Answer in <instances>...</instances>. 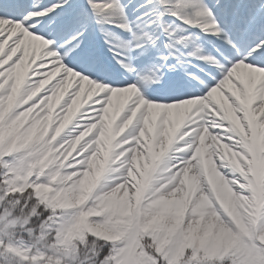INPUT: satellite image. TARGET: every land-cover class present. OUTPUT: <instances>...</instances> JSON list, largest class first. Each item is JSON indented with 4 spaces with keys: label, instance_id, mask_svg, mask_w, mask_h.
I'll list each match as a JSON object with an SVG mask.
<instances>
[{
    "label": "snow or ice",
    "instance_id": "1",
    "mask_svg": "<svg viewBox=\"0 0 264 264\" xmlns=\"http://www.w3.org/2000/svg\"><path fill=\"white\" fill-rule=\"evenodd\" d=\"M0 264H264V0H0Z\"/></svg>",
    "mask_w": 264,
    "mask_h": 264
}]
</instances>
